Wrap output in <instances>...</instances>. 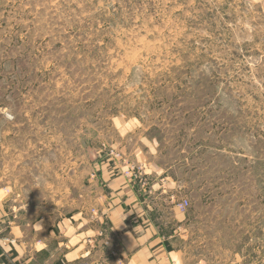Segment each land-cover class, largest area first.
Instances as JSON below:
<instances>
[{
	"label": "rangeland",
	"instance_id": "rangeland-1",
	"mask_svg": "<svg viewBox=\"0 0 264 264\" xmlns=\"http://www.w3.org/2000/svg\"><path fill=\"white\" fill-rule=\"evenodd\" d=\"M1 112L41 172L127 173L185 264H264V0H0Z\"/></svg>",
	"mask_w": 264,
	"mask_h": 264
},
{
	"label": "crops",
	"instance_id": "crops-1",
	"mask_svg": "<svg viewBox=\"0 0 264 264\" xmlns=\"http://www.w3.org/2000/svg\"><path fill=\"white\" fill-rule=\"evenodd\" d=\"M1 114L0 264H185L127 173L104 162L58 172L50 148L41 172L39 135Z\"/></svg>",
	"mask_w": 264,
	"mask_h": 264
},
{
	"label": "built area",
	"instance_id": "built-area-1",
	"mask_svg": "<svg viewBox=\"0 0 264 264\" xmlns=\"http://www.w3.org/2000/svg\"><path fill=\"white\" fill-rule=\"evenodd\" d=\"M187 205H188V201L187 200H184V201H182V202H180L179 204H178V207L180 208V209H186V207H187Z\"/></svg>",
	"mask_w": 264,
	"mask_h": 264
}]
</instances>
